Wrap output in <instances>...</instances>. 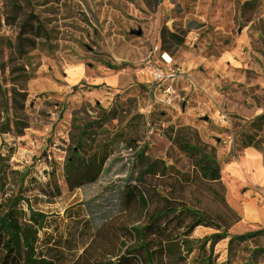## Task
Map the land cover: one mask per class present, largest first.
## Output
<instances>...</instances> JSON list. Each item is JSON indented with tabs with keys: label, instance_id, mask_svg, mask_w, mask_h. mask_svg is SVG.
Returning <instances> with one entry per match:
<instances>
[{
	"label": "rangeland",
	"instance_id": "rangeland-1",
	"mask_svg": "<svg viewBox=\"0 0 264 264\" xmlns=\"http://www.w3.org/2000/svg\"><path fill=\"white\" fill-rule=\"evenodd\" d=\"M246 1L252 0H27L20 8L0 0V200L23 184L26 197L45 201L39 209L62 213L72 202L64 168L79 127L112 110L114 120L91 127L96 141L85 157L115 137L126 156L124 141L132 140L136 151L145 148L148 158L174 166L188 182L145 177L140 189L148 207L137 194L73 264H168V242L264 231V152L243 147L247 135L264 137L254 126L264 113V0L243 9ZM30 13L44 38L20 54L13 46ZM164 29L183 43L165 36L161 44ZM149 56L173 78L153 83L143 72ZM176 136L215 149L218 181L201 179L174 145ZM107 181L85 188L86 195ZM46 185L61 197H44ZM134 227L144 229V245L127 256ZM255 245L264 247V234L234 244L230 264H264V255L247 262ZM227 251V240L214 247L218 264L226 263Z\"/></svg>",
	"mask_w": 264,
	"mask_h": 264
},
{
	"label": "trees",
	"instance_id": "trees-1",
	"mask_svg": "<svg viewBox=\"0 0 264 264\" xmlns=\"http://www.w3.org/2000/svg\"><path fill=\"white\" fill-rule=\"evenodd\" d=\"M246 1L242 8L255 3ZM12 6L19 2L27 5V0H10ZM42 23L34 15L27 14L19 26L16 44L13 48L22 53L26 47L35 48V42L44 38ZM165 36L177 44L183 40L166 29L160 33L161 44ZM164 48V47H162ZM165 51L163 49L164 54ZM116 115L112 110L101 109L96 119L86 123L74 140L65 160V176L72 202L61 212H44L39 209L45 203L38 195L26 197L29 187L21 185L19 192L0 200V264H73L78 252L94 237L100 227L114 216L123 213L139 194V200L144 209L148 207L147 199L140 189L142 180L147 176L167 175L179 176L186 183V175L174 166H168L161 160H151L145 153V148L136 151L134 141H124V151L129 154L120 155L119 139L106 138L96 144L94 151L85 157L86 150H92L95 135L91 127L102 129L104 124L114 120ZM254 126L259 132L264 129V113L259 115ZM103 132H106L103 130ZM258 134V133H257ZM119 137V136H117ZM174 145L185 154L197 170L202 180L218 181L221 177L220 166L216 160L215 149L196 139L189 143L183 137L176 136ZM244 148H252L264 152V137L262 135H247ZM103 177L108 181L102 191L93 196L85 193V188L99 183ZM22 183L26 174L21 175ZM34 182V181H33ZM31 182L30 184H32ZM35 184V183H33ZM42 195L48 199L61 197L60 192L48 190L47 185L40 188ZM143 228L134 227L130 230L133 245L125 249L127 256L144 245ZM264 231L248 232L241 235H228L226 232L205 236L197 241L178 240L165 244V255L168 264H186V259L194 251L197 253L188 264H218L213 256L214 247L227 240L228 254L225 264H230L233 245L252 242ZM149 256V253H147ZM264 255V247H255L250 251L249 261Z\"/></svg>",
	"mask_w": 264,
	"mask_h": 264
},
{
	"label": "built area",
	"instance_id": "built-area-1",
	"mask_svg": "<svg viewBox=\"0 0 264 264\" xmlns=\"http://www.w3.org/2000/svg\"><path fill=\"white\" fill-rule=\"evenodd\" d=\"M143 72L149 77V79L153 83H160L163 80L173 78L171 77L172 75L166 74L162 69L154 67L150 60V56L146 59L144 63Z\"/></svg>",
	"mask_w": 264,
	"mask_h": 264
},
{
	"label": "bare ground",
	"instance_id": "bare-ground-1",
	"mask_svg": "<svg viewBox=\"0 0 264 264\" xmlns=\"http://www.w3.org/2000/svg\"><path fill=\"white\" fill-rule=\"evenodd\" d=\"M165 58L167 59V61H169V58L167 56H165ZM171 236V232L167 231L164 234V237H170ZM158 242V246L156 247L157 250L160 251L159 255H157V259H162V255H163V250H162V242L160 240H157Z\"/></svg>",
	"mask_w": 264,
	"mask_h": 264
},
{
	"label": "water",
	"instance_id": "water-1",
	"mask_svg": "<svg viewBox=\"0 0 264 264\" xmlns=\"http://www.w3.org/2000/svg\"><path fill=\"white\" fill-rule=\"evenodd\" d=\"M132 34H136V35H138V36L140 35V33H139V32H137V33H132Z\"/></svg>",
	"mask_w": 264,
	"mask_h": 264
}]
</instances>
